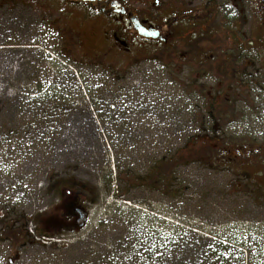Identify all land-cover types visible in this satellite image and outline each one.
Here are the masks:
<instances>
[{"label":"rangeland","instance_id":"1","mask_svg":"<svg viewBox=\"0 0 264 264\" xmlns=\"http://www.w3.org/2000/svg\"><path fill=\"white\" fill-rule=\"evenodd\" d=\"M43 1L0 0V264H82L89 258L84 254L87 245L94 251L119 248L108 237L110 231L98 228L119 207L137 211L128 216L134 221L125 228L128 234L135 230L147 236L155 230L163 239L186 228L222 232L240 224L250 241L254 229L264 228V29L256 0L243 6L242 16L216 17L213 9L210 17L201 11L195 19H181L171 46L136 39L134 55L113 53V65L127 70L120 86L146 83L162 106L160 115L147 112L133 117L129 129L138 134L140 153H121L119 163L108 136L115 131L113 135L122 138L119 131H127L128 125L121 123L110 131V122L103 126L98 118L78 115L52 126V109L44 98L32 102L44 97L39 89L46 86L61 88L76 108L78 101L92 106L86 86L97 95L98 81L91 72L100 66L91 63L104 62L103 55L88 51L91 55L85 60L90 63L76 64L80 48L66 49L60 34L52 33V13L55 21L63 20L61 3ZM58 31L65 39V28ZM124 37L130 43V35ZM81 70L86 76L83 82ZM32 122L38 131L34 138L39 134L42 141L23 140ZM195 138L214 148L217 143L230 145L227 155L235 167L217 168L212 156L207 161L203 155L180 168L175 189L180 187L181 192L165 194L142 183L126 190L118 167H132L138 180L156 158ZM130 141L126 137L124 143ZM66 180L83 185L86 198L64 185ZM121 195L129 201H117ZM72 199L88 211L87 225L74 232L50 220V216L65 218L63 206ZM137 222L144 229L136 227ZM39 232L53 236L52 244L40 241ZM164 246L158 240L149 264H163Z\"/></svg>","mask_w":264,"mask_h":264},{"label":"trees","instance_id":"2","mask_svg":"<svg viewBox=\"0 0 264 264\" xmlns=\"http://www.w3.org/2000/svg\"><path fill=\"white\" fill-rule=\"evenodd\" d=\"M91 74L98 81V86L95 89L97 95L92 93L88 85L86 86L93 100L90 107L80 103L76 108L75 105L69 104L71 99L66 98L68 94L62 93L61 88H46V86H41L39 89L44 97L32 102H38L44 98L43 102L46 101L48 108L52 109V126L59 124L62 120L78 117V115L86 117L88 115L89 119L92 116L94 119L98 118L103 126L110 122L112 125L110 131H114L121 123L128 125L127 131H119L123 133L122 138L113 135L116 134L114 131L112 135L109 134L108 142L114 153V159L118 163L121 153H128L129 156L138 155L141 142H138V134L129 128L134 124L133 117L140 113L152 112L153 115H160L159 107L162 110V106L159 105V97H156L157 92L154 93L153 88L146 83L137 86H120V79L127 74V70L121 67H94ZM85 77L81 70L80 79L82 82ZM49 91H52L51 97L48 95ZM82 109L84 112H79ZM93 123L95 122L93 121ZM97 127L99 128V125ZM25 133L26 136L23 137L25 141H42L39 134L37 138H34L38 133L35 122L30 123L29 129L25 130ZM17 135L20 137L23 133L19 131ZM126 137L132 141L124 143ZM95 138L98 142L100 141L96 133ZM119 139L122 141L117 142ZM132 142L133 146L130 144ZM118 144L121 148L117 150ZM217 144L219 147L214 148L209 145V142H201L195 138L184 148L166 154L159 159L156 158L148 172L144 176H139L138 180L134 177L132 167H126V170L118 167V176L124 175L123 181L126 182L127 191H130L136 183H142L144 186L160 190L165 194H170L174 190L178 193V191L181 192V188L175 189V185L180 168L184 164L189 165L197 158H202L203 155L207 156L205 160L208 159V156H212V162L217 168L233 169L235 167L227 155L230 145ZM214 149L217 151L215 152ZM240 158L242 159V157ZM108 177L109 181H106V184L110 187L113 179L112 171ZM68 181L66 180L64 185L71 186V190H77L79 196L86 197L83 185L78 186ZM120 197L125 196L121 195ZM97 198V196L94 197L92 201ZM132 211L137 213L135 210L115 209L110 220L101 222L98 226L100 231L101 229L105 233L110 231L111 234L108 237L115 239L120 247L109 251L105 249L94 251L90 249V245H87L84 254H88L89 258L88 260L83 259L82 264H149V261L155 259L158 240H163L165 243L163 264H264V228L254 229L250 241L246 237L245 228L240 224L225 228L222 232L212 229L205 230L203 227L186 228L168 233L162 239L158 237L159 233L155 230H150L147 236L140 235L135 230L132 234H128L125 228L131 226V222L134 223L128 217ZM135 226L144 229V225L140 222H137ZM39 236L46 237L41 233Z\"/></svg>","mask_w":264,"mask_h":264},{"label":"flooded vegetation","instance_id":"3","mask_svg":"<svg viewBox=\"0 0 264 264\" xmlns=\"http://www.w3.org/2000/svg\"><path fill=\"white\" fill-rule=\"evenodd\" d=\"M57 1L62 5L61 14L63 15V20L61 17L60 20L55 21L52 13V33L60 34V40L66 49L80 48L79 52L77 51L78 55L82 54L80 52L87 53L88 51H92L96 55H103L106 62L105 64L101 63L102 66L113 64L111 58L114 52L134 55L132 44L135 43L136 39L142 40L145 44L159 43L166 47L167 45L171 46L172 38L177 31L176 27H180L181 19H195L200 16L201 11L203 12V17H210L213 9L216 17L221 14L231 17L242 16L244 12L243 6H248L249 3V0ZM33 2L38 4L44 1L33 0ZM73 8L82 10V12H73ZM229 11L230 13H227ZM256 12L261 28L264 29V0H256ZM224 18L232 20L227 17L221 19ZM137 26L151 33H159L160 37L157 39L145 38L136 30ZM60 28H65V39L61 32L58 31ZM124 33L126 36L130 35V43L125 39ZM85 35L87 44L85 43ZM75 41H78L77 46L76 44L73 46ZM220 54L223 55L225 52L221 51ZM82 55L86 57L91 54ZM85 59L76 57L75 62L84 65L83 63L87 62ZM77 203L72 200L66 203L63 206L65 218L58 220L55 216H50L51 223L52 219L58 220L59 223H55L59 228H63L66 231L77 230L82 223V208L81 204Z\"/></svg>","mask_w":264,"mask_h":264},{"label":"water","instance_id":"4","mask_svg":"<svg viewBox=\"0 0 264 264\" xmlns=\"http://www.w3.org/2000/svg\"><path fill=\"white\" fill-rule=\"evenodd\" d=\"M78 1H96V0H78ZM136 30L139 32V34L145 38H153V39H157L160 37L159 33H151L149 31H146L144 29H142L141 27L137 26ZM1 216V214H0ZM86 215L83 218V224L81 225L82 227L84 226L85 222L87 219H85Z\"/></svg>","mask_w":264,"mask_h":264},{"label":"snow or ice","instance_id":"5","mask_svg":"<svg viewBox=\"0 0 264 264\" xmlns=\"http://www.w3.org/2000/svg\"><path fill=\"white\" fill-rule=\"evenodd\" d=\"M230 7V6H229Z\"/></svg>","mask_w":264,"mask_h":264}]
</instances>
